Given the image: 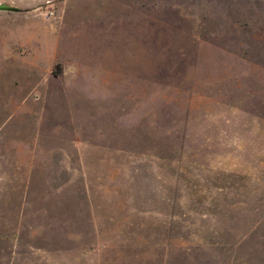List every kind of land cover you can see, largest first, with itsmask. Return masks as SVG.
Listing matches in <instances>:
<instances>
[{"label":"rangeland","instance_id":"rangeland-1","mask_svg":"<svg viewBox=\"0 0 264 264\" xmlns=\"http://www.w3.org/2000/svg\"><path fill=\"white\" fill-rule=\"evenodd\" d=\"M0 264H264V0H0Z\"/></svg>","mask_w":264,"mask_h":264},{"label":"water","instance_id":"water-1","mask_svg":"<svg viewBox=\"0 0 264 264\" xmlns=\"http://www.w3.org/2000/svg\"><path fill=\"white\" fill-rule=\"evenodd\" d=\"M0 10L1 11H20L21 8L11 3L1 2Z\"/></svg>","mask_w":264,"mask_h":264}]
</instances>
